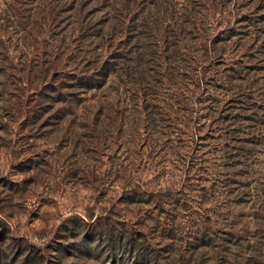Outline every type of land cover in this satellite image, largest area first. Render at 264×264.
I'll list each match as a JSON object with an SVG mask.
<instances>
[{
	"label": "rangeland",
	"instance_id": "1",
	"mask_svg": "<svg viewBox=\"0 0 264 264\" xmlns=\"http://www.w3.org/2000/svg\"><path fill=\"white\" fill-rule=\"evenodd\" d=\"M25 1L0 0V264H264V219L230 230L235 208L198 170L197 74L172 66L182 75L159 73L146 101L135 83L119 96L109 85L111 111L73 114L86 97L73 78L92 71L84 63L95 54L68 26L69 0ZM203 2L215 32L218 21L264 19V0ZM201 47L191 67L209 61Z\"/></svg>",
	"mask_w": 264,
	"mask_h": 264
},
{
	"label": "trees",
	"instance_id": "2",
	"mask_svg": "<svg viewBox=\"0 0 264 264\" xmlns=\"http://www.w3.org/2000/svg\"><path fill=\"white\" fill-rule=\"evenodd\" d=\"M37 1L25 3L33 5ZM69 2L70 7L63 11L70 12L73 18L68 26L80 32L78 37L86 40L84 46L95 54L84 63L92 65V71H81L73 78L74 86L86 97L80 104L73 102L71 113L93 106L97 107V115L111 111L109 85L119 96L123 85L135 83L146 101L148 95L157 93L159 73L170 82L182 75L169 71L172 66L191 71L193 80V74H197V103L202 111L198 118L201 121H197V161L203 166L198 170L212 175L208 190L223 195L227 209L235 208L227 213L231 219L224 217V225L236 230L244 220V225L255 228L264 219V19L255 22L241 15L233 22L224 20L223 26L218 21L221 27L215 32L214 15L203 0ZM224 2L217 0L216 4L224 6ZM98 12L102 13L94 15ZM122 35L125 42L120 52L113 45ZM197 43L209 59L204 61L201 55L198 68L189 64L197 62L191 56L197 52ZM240 48V57L233 56V51ZM209 50L213 56L209 57ZM104 52L107 54L101 59ZM221 64L223 68L216 76L207 77L212 66ZM202 128L206 131L202 132ZM235 234L224 233L241 237ZM247 238L250 242L257 235L247 231ZM207 244L201 239L197 249Z\"/></svg>",
	"mask_w": 264,
	"mask_h": 264
}]
</instances>
